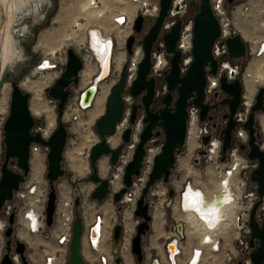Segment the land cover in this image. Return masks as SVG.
I'll list each match as a JSON object with an SVG mask.
<instances>
[{
    "label": "built area",
    "instance_id": "1",
    "mask_svg": "<svg viewBox=\"0 0 264 264\" xmlns=\"http://www.w3.org/2000/svg\"><path fill=\"white\" fill-rule=\"evenodd\" d=\"M91 1V4L96 6L98 4L97 1L99 0ZM116 1L121 2L122 5H110L113 10L110 12L111 17L109 19V25L114 29L122 32L127 31L128 33L122 38L114 37V35V38H112L110 35L108 37H102L100 32V41L96 44L91 41L90 32L92 30L89 29L87 31L86 36H84L85 43L79 48L83 50V58L87 59L85 67H87L88 62H90L94 72L89 76L88 85L81 86L79 78L78 86L72 87L71 98L73 101L70 103V107H68L67 103L63 118L68 109L70 111L77 108L79 111H82L90 106V104H82V98L87 87H94L95 89L96 86L97 88V85H99V83L110 74L113 75L115 79L117 77V81L119 80L122 68L120 67L119 71L116 73L112 69L114 58L113 53L117 47L116 44L118 43V40L119 42L121 41L122 47L125 48L126 51L127 38L130 35L136 36V33L133 30L135 19L141 15L144 18V21L150 19L152 24L159 14L160 0ZM188 1L189 0H170L167 14L161 23L157 38L152 45L149 76L154 78L158 77L164 80L165 74L169 68V58L171 56V54H168L165 50L164 35L170 31L171 27L177 21H180V32L178 39L176 40L175 49L179 50L181 53L180 71L184 72L186 67L192 61V20L190 19V15L187 14L188 10L191 8ZM193 1L198 3L200 0ZM112 2L114 3V0H112ZM209 3L212 13L218 21L220 32L212 46V55L217 62V69L215 74H211L208 72L210 67L208 65L206 66L205 94L213 95L224 93L220 89L219 84L220 78L223 76L227 82H231L235 79L240 81L242 88L241 102L233 116L236 126L232 134L231 147L223 153L221 151L222 136L215 133V131L213 132V130L208 128L206 123L199 120V109L196 106L190 104L187 108L188 128L190 119L194 116L196 121L194 123L196 132L199 133L197 136H210L208 143L205 146L202 145L201 142H199L198 145L200 149L206 151L204 157L208 161H212L211 165L205 168L206 174H209V178L212 177L211 180H213L211 183V189L209 191L203 189L205 191L206 199L212 202V214L209 212L208 220L198 222V225H193V223L187 221L185 218L187 214L186 208L183 204V195L185 194L187 185L183 190L184 182L178 181L179 184L176 185L175 182L177 181H173L172 189L174 194L172 197L168 196L167 188L163 189L161 191L163 197V200H161V206H163L164 203L165 206L171 208L173 204H176L178 210L175 212L179 216L177 217L175 215V223L170 226L164 237V246L162 245L164 249V258H153L151 264H161L162 261H165L166 264H186L188 257L191 254L192 256L188 264H210L209 261H214V264H252L250 261V254L256 249L249 246L251 238L249 219L253 204L258 199L257 184L251 180L252 172L257 167L258 163L256 159H249L247 153L240 149V145H247L248 142V131L244 128V123L247 120L250 108L254 103V96L257 91L256 87H260L261 85L264 86V81L262 79L264 77V0H234L231 3H228L226 0H209ZM73 26V28H76L75 25ZM237 33L240 34L245 41L246 53L240 58H232L228 55L226 39ZM142 38L143 35H139L138 39H135L131 47V54H127L126 52V55L124 53L122 64L123 66H126L125 90H128V93L131 83L137 75L138 65L144 55ZM101 45H106L104 55L109 58L107 73L103 78L99 79L104 65L102 61L97 58L95 47L99 51ZM46 61H49V59ZM65 61L66 57L64 56L59 67L56 63H49V69L58 67L60 74L63 70ZM43 62L44 60L38 64V68L45 69L42 68ZM157 64L160 65L159 68L157 67ZM259 71H263V77L260 76ZM80 76H82V74ZM248 84H252L253 86L249 89ZM163 89L166 90L165 83ZM97 93L98 90L95 92L94 96H96ZM132 99L133 96L130 93L127 94V96H125L124 93L122 94V101L124 104L122 118L120 122L115 125L114 134L106 138V142L111 149H114L118 145H121L122 147L115 165H110L106 157H104L107 161V166L111 169V171L108 170V175H110V177L108 179V193L106 197L111 200L115 193L123 187L122 183L125 167L132 159L136 145L139 142V135L144 127L143 115L137 116L133 123L129 121L133 106L131 105V111L128 109L126 110L125 103L130 102L131 104ZM80 115H82L80 112L79 115H73L69 121L78 124V120L81 117ZM5 118L6 117L0 112V165L3 161L4 154L2 125ZM256 119V143L259 149L264 150V111L259 112L256 115ZM141 124L142 126L140 128ZM127 128H130L129 141L123 142L121 136ZM136 128L137 130H135ZM73 129L76 130L77 127H74ZM33 132H39L43 139H48L52 133L48 128H44L40 125H35ZM85 137L87 138V136ZM111 137H115L117 140V143L114 145L109 143ZM86 140H89V143L84 150L80 151V155L84 152L85 159L89 160L90 148L100 139L96 131H91V137ZM153 140L154 139L151 141ZM66 143H69L68 135ZM161 143H158L157 145H151V143H148V146L145 148V155L142 159L140 174L133 180L131 187L122 194L120 200L121 203H128L131 206L135 204V200L140 194V191L148 178V174L151 171L154 156L160 152ZM48 150L47 146L41 145L40 143L32 142L30 144L28 176L25 177L23 182L19 183L18 189L13 191L12 199L6 201L0 209V237L7 227V220L10 214L14 215V224L19 225L23 228H21L23 232H27V234L32 236H40L44 233L45 229H49L51 242L41 245V264H62L64 259L66 260L68 244L72 237L75 197L72 195L71 182L60 179L61 176L54 183L56 200L53 222L51 226H46L45 205L48 194V181L45 178L44 170L41 171V166L46 161ZM63 158H66V150L63 151ZM32 165H34V167ZM8 167L13 171L21 172L15 163L9 164ZM225 177L229 178V181L227 182L229 192H225V194H229L231 198L229 201L231 207L228 209V214H226L227 210H221V207H217V205L214 204V202L222 198V193L224 191L219 185H224ZM114 180L118 181L117 186H114ZM187 183L189 184V182ZM80 190L83 191V188ZM202 199L203 195H201V200ZM197 201H199V198ZM200 203L201 201L199 202V205ZM263 218L264 195L262 196L261 203L255 213V219L259 225H261ZM137 222L138 221L136 220V224ZM196 226H199L198 230L196 229ZM106 230L107 225L103 213L95 211L89 217L88 222H84L82 243H85L90 250L97 252L98 264H115L114 254L116 252L112 250V245L110 247V253L103 250V238L105 237ZM19 231L20 230H18V232ZM187 235H190L193 238V248L191 247L189 256L184 255L181 258L183 250L181 240L182 238H186L187 240ZM107 238H109V236H107ZM254 243L257 247L258 240L255 239ZM171 244H174L176 247L174 252L169 249V245ZM2 253L0 254V257L2 256ZM11 259L13 264H21L18 255L14 252L11 253Z\"/></svg>",
    "mask_w": 264,
    "mask_h": 264
},
{
    "label": "water",
    "instance_id": "2",
    "mask_svg": "<svg viewBox=\"0 0 264 264\" xmlns=\"http://www.w3.org/2000/svg\"><path fill=\"white\" fill-rule=\"evenodd\" d=\"M234 0H227L231 3ZM190 7H197L193 18L192 26V61L186 67L184 72L180 71L181 53L175 49L176 40L180 32V21H177L168 33L164 35L165 50L171 54L169 58V68L164 77L167 93L162 99L163 107L160 110H151V99L155 94L156 79L150 74L151 50L154 41L157 38L161 23L167 14L170 0H160V10L154 22L148 27L142 38L143 58L138 65V71L135 79L129 88V93L134 98H140V105L134 104L132 107L129 121L133 123L138 115V110L144 113V127L139 135V142L136 145L132 159L127 163L123 174V187L115 193L113 199L115 202L121 200L133 180L139 176L142 159L145 155V148L148 143L157 145L159 141L154 137L163 135L160 152L154 156L153 165L148 178L141 189V194L136 201L134 215L141 219L135 227L136 231L131 238L130 251L137 262L144 259L142 248V236L150 229L152 216L147 212L149 203L145 201L150 193L151 187L158 180L165 183L170 181V174L177 159V152L181 150L186 143L188 128L189 104L199 108V120L203 122L206 119L207 112L211 108L205 94L206 85V66L210 69L209 73L215 74L217 62L212 55V46L218 37L220 29L218 21L212 13L209 0H200L199 3L189 0ZM144 18L139 15L133 24L135 33H141L144 26ZM134 42V35H130L126 40V52L131 54V47ZM226 47L229 57L239 58L246 53V44L240 34H235L226 39ZM83 62L73 48H67L66 61L60 75L53 83L46 88L50 99L56 102L57 126L52 131L48 139H43L39 132L34 133L33 128L36 125V119L29 108L30 94L23 91L20 85L12 80L10 82L11 93L8 108V114L3 122V143L4 154L0 165V209L6 201L12 199L14 190L18 189L19 183L23 182L29 172V148L32 142L40 143L48 147L46 155L45 178L49 184V191L45 205V224L51 226L55 210L56 193L54 183L64 174L62 167L63 151L66 145L67 127L63 122V114L67 100L72 94V87L79 84V73L82 70ZM126 66H123L120 72L119 80L114 83L106 97L104 113L97 118L95 130L99 135V141L94 143L89 152V163L92 172L89 180L94 184V189L90 193L93 200L102 201L107 197L108 179L102 177L99 170V162L106 157L110 165H115L118 155L121 152V145L111 149L106 142V138L114 134L115 125L120 122L123 113L122 94L125 90ZM220 89L226 94V97L220 100L219 104H226L228 113L222 118L227 119L223 129L222 152H225L231 146V130L236 122L233 115L241 102V84L238 79L227 82L225 77L220 78ZM94 87H87L82 98V104L89 105V102L95 94ZM90 97V101H88ZM264 86L257 88L254 96V103L250 108L244 128L248 131V147L240 145L241 150L247 151L249 159L257 160V167L253 170L251 180L257 184L258 200L253 204L250 211L249 227L251 230L249 246L253 247L254 240H258V246L250 254L252 264H264V218L261 225L255 219V213L261 203L264 195V150L259 149L256 143L255 114L264 111ZM217 104L212 105L215 108ZM210 118V117H209ZM159 128L160 130H157ZM130 128H127L122 134L123 142H128ZM210 136L203 135L200 138L202 145H206ZM154 139L153 141H151ZM199 155H205L206 151L200 149ZM15 163L21 172L11 170L8 165ZM174 191L169 189L168 196L172 197ZM76 208L72 222V237L68 244L67 260L68 264H86L82 254V235L84 231V222L78 208L81 207L78 197L74 199ZM8 226L3 232L6 248L0 257V264H13L11 259L10 244L12 242L14 215L10 214L7 220ZM180 228V227H179ZM123 226L117 223L111 231L112 250L117 252L122 239ZM11 238V239H9ZM16 240L14 253L18 255L21 264H29L25 253L26 243ZM115 264H121L120 254H115Z\"/></svg>",
    "mask_w": 264,
    "mask_h": 264
},
{
    "label": "rangeland",
    "instance_id": "3",
    "mask_svg": "<svg viewBox=\"0 0 264 264\" xmlns=\"http://www.w3.org/2000/svg\"><path fill=\"white\" fill-rule=\"evenodd\" d=\"M88 2L89 0H0V112L3 116L6 117L8 114L11 93L10 82L15 80L23 91L30 94L29 105L34 94L39 93L40 102L50 109V113H48L49 118H46L45 115L47 114L44 113L34 116L36 119V126L40 125L44 128L46 127L51 132L56 128V102L48 97L46 88H48L60 75L58 67L64 56L66 57L67 48H73L83 59L84 65L82 70L84 71H80L79 78L81 86H85L84 83H86V85L88 84L90 76H86L85 70L87 67L92 69V66L90 65L91 63L88 62V66L86 65L87 67H85L87 59L83 58V50L79 48L80 46L78 45V42L85 40L84 36H86L89 29L98 28L103 36H106L103 31H109L112 38L120 33L119 30L110 27L109 19L111 17L110 12L113 10L110 5L120 6L122 5L121 2L114 0L113 3L112 0H102V5L99 6L101 8L104 7L105 9L103 16L97 18L94 16L93 18L86 20L83 8L85 6L87 7ZM191 12L190 8L187 14L190 15ZM92 14L94 15L95 13ZM77 21H82L85 26L82 25L76 32V28H73V25ZM151 22L150 19L143 22V31L141 33H136L134 41L135 39H138L139 35H144L148 27L151 25ZM72 33L73 37L68 39ZM116 46L113 56L116 55L115 61L117 63L123 58V53L126 54V51L125 48L122 47L121 41L119 42L118 40ZM54 50L57 51L51 53ZM47 59H49V61H46ZM42 60L47 64L48 62L56 63L58 67L54 69L45 68L44 66L46 64L43 62L42 68L45 69H40L38 68V64L42 62ZM122 66L123 64H121V68ZM112 69L116 73L119 67L114 64ZM93 71L94 69L91 70V73H93ZM259 73L263 74V71H259ZM81 74L82 76H80ZM155 78L158 79V77ZM115 82H117V77L115 79V77L110 74L99 83V94L96 98L100 97V106H102L98 107V111H96L97 109L93 111V104L82 111H79L77 108L75 110L73 109L69 111L68 109V111H66L70 114V117L65 121H69L75 114L79 115V112L80 114L82 113V115H80L81 117L78 120V124L71 121H63L66 127L68 126L69 143H66L65 145L64 150H66V158H63L62 162L64 175L60 179L71 182L72 195L78 197L81 204V207H79L78 210L82 215L83 222H88L89 217L95 211L103 213L107 225L105 237L103 238L104 251L110 253V247L112 245L111 231L114 224L122 223L124 229L122 233L123 239L116 252L118 255L120 253L122 256V264L123 261L124 264H148L153 258H161V256L156 255L153 251V243H148V240L150 239L149 231L142 236V248L143 254H145L144 259L141 262H137L130 251L131 238L136 231V220L140 221V219L134 215L136 202L131 206L128 203H121L120 201L115 202L114 199L111 200L109 198H105L102 201L91 199L90 193L94 189V184L89 180V175L92 172V169L89 160L85 159L84 152L80 155V151L84 150L89 143V140L86 139L91 137V131H96L95 122L97 118L104 113L106 97L109 94L110 86H112L111 84H114ZM161 86L163 85H160L158 89L159 92H161ZM258 87L259 86L256 87V90ZM127 94H129L128 90H125L124 95L127 96ZM71 97L72 95L70 96V99L67 100L68 107H70L69 105L73 101ZM134 99L135 98L133 97L131 104L130 102L125 103L126 110L128 109L131 111V105L135 104ZM71 111H73V114H71ZM141 126L142 124L140 125V128ZM74 127H77V129H73ZM157 130L160 129L157 128ZM193 135L195 136V130L193 131ZM85 136H87V138ZM154 139L161 143L163 142V135L154 137ZM192 139H194L193 147H191L189 143ZM198 144L196 138L191 137V139H187L186 137L185 146L177 153V159L170 175V181L168 183L156 181L151 187L150 193L146 196V201L151 203L150 212L152 216L161 215L160 217H162L165 222L167 230L173 223H175V215L177 217L179 215L174 212L177 211L175 207H171L172 210L169 206H165L164 203L163 206H161V200H163V197L161 194L158 195V192H161L165 188H173V181H177V183L178 181H189L193 186L191 187L195 190L204 189L205 191H209L211 189V183L213 182V180H211L212 177L209 178V174H206L205 172V168L211 165V163L205 157L197 154V151L200 149ZM243 151L247 153L246 149ZM78 158L81 161H79ZM195 158L197 161H195ZM102 161L106 164V172L102 174V177L109 179L110 175H108V170L111 171V169L107 166L105 158ZM79 162H83L82 164H84V166H82V171L78 173L75 170L78 168ZM32 166L34 167V165ZM42 170H44V172L46 170V161L41 166V171ZM82 188L83 191L80 190ZM138 197L135 201H137ZM128 216L130 222L127 223ZM153 220L152 217V221ZM156 220H158V218ZM125 221L129 227L126 226ZM17 226L19 225L14 224L12 226L13 239H19L17 236L18 230H20L18 235L20 232H23V228ZM106 235L109 236V238H107ZM5 239L6 238L2 234L0 237V254L3 251ZM19 240L25 242L27 245L26 256L28 263L41 264V245L51 242L49 229H45L44 233L40 236H32L26 232L25 237L20 238ZM164 242L165 238L161 237V246ZM181 243V246L183 247L181 254L182 258L184 255H189L191 247L193 246V238L190 235H187V240L186 238H182ZM82 254L86 264H98L97 252L90 250L85 243L82 245ZM209 262L210 264H214V261ZM62 264H68L67 256Z\"/></svg>",
    "mask_w": 264,
    "mask_h": 264
},
{
    "label": "bare ground",
    "instance_id": "4",
    "mask_svg": "<svg viewBox=\"0 0 264 264\" xmlns=\"http://www.w3.org/2000/svg\"><path fill=\"white\" fill-rule=\"evenodd\" d=\"M101 1L102 0H99V1H97V5L96 6H94L93 4H91L92 3V1L91 0H89V2H88V4H87V7L85 6L84 8H83V10H84V14H85V19L86 20H88V19H90V18H93L94 16L97 18V17H102L103 16V13L105 12V9H104V7L103 8H101L99 5H102V3H101ZM95 4V3H94ZM90 7V8H89ZM93 7H96V8H93ZM97 7H99V8H97ZM91 12V13H90ZM92 13H95L94 15L92 14ZM82 23V21L80 22V21H77L75 24V26L77 27L75 30H76V32H77V30H79L80 28H81V26L83 25V23ZM87 23V22H86ZM79 24H81V25H79ZM85 24V23H84ZM79 25V26H78ZM83 26H85V25H83ZM92 31L90 32V37H91V41L92 42H94V43H96V44H98L99 43V41H100V37H99V35H100V31H98V30H96V29H91ZM104 33H106V36H104V37H108L109 35L111 36V34L109 33V31H103ZM121 32L122 31H120V33L116 36V37H118V38H122L124 35H126L128 32L127 31H123L122 32V34H121ZM101 36H102V34H101ZM73 37V33L70 35V37H68V39H71ZM103 37V36H102ZM83 41H85V40H83ZM83 41H79L78 42V45L81 47L82 45H83V43H85V42H83ZM82 42V43H81ZM95 47V46H94ZM105 50H106V45H101V47H100V49H99V51L97 50V48L95 47V54L97 55V58L99 59V60H101L102 61V63H103V70H102V72H101V74H100V78L99 79H101V78H103L105 75H106V73H107V64H108V58L109 57H106V55H104V52H105ZM54 52H56V51H53L52 53H54ZM115 58H116V55L114 56V58H113V63H115L116 64V61H115ZM123 60H124V53H123ZM123 60H122V62L120 63V64H122L123 63ZM161 61V60H160ZM159 64H157V67L159 68ZM45 68H49V62H48V64H46L45 66H44ZM120 67H121V65H120ZM119 67V68H120ZM88 68V67H87ZM89 69V68H88ZM92 69H93V67H92ZM92 69H89V70H92ZM119 71V69L117 70V72ZM94 72V71H93ZM115 72V71H114ZM260 74V76L261 77H263V74H261V73H259ZM260 79V78H259ZM263 79V81H264V77L262 78ZM113 82V81H112ZM253 85L252 84H248V87H249V89L252 87ZM33 88V87H32ZM35 89V88H34ZM35 92V91H34ZM90 97L91 96H89V99H88V101L87 102H89L90 101ZM94 97V96H93ZM95 98V97H94ZM93 100V98L91 99V101ZM91 101L89 102V104H91ZM101 102V100L99 101H97V103H96V111H98L99 110V108L98 107H101L100 106V103ZM41 102H40V96H39V93H35L34 94V96L32 97V99H31V101H30V105H29V108H31V110L30 111H32L31 113H33L34 115H39L40 113H42V112H45V113H48L49 112V110L46 108V106L45 105H42V104H40ZM95 111V112H96ZM98 113V112H97ZM32 114V115H33ZM96 114V113H95ZM194 116H193V118H191V122L193 123L194 122ZM193 131H194V128H191L190 129V134H189V138L188 139H191V137H194L195 138V136L193 135ZM194 139H192V140H190V142H189V140H188V142L190 143V146L191 147H193L194 146V141H193ZM225 180H224V185H219L220 186V188H223V193H222V198L221 199H219V200H217L216 201V205H217V207H221V210H227V212H226V214H228V209L231 207V204H230V200H231V198H230V195L229 194H225V192H229V189H228V186H227V182L229 181V178H227V177H225L224 178ZM118 181L117 180H114L113 181V183H114V186H115V183H117ZM194 192H196V190L195 189H193V188H191L190 186L185 190V194L183 195V204H184V207L186 208V214H187V216H185L186 218H187V221H189V222H191V223H193V225L195 224V225H198V222H203V221H206V220H208L209 219V217H208V213L210 212L211 214H212V210H211V203L212 202H210V203H207L205 200H202V202L200 203V205L198 204H196L195 202H197V201H195L196 200V197L198 196V194H196V193H194ZM204 198V197H203ZM226 199V200H225ZM182 200V199H181ZM222 201V202H221ZM199 203V202H198ZM234 204V203H233ZM178 209V208H177ZM175 212V211H174ZM173 212V213H174ZM159 217L160 216H157V217H154V221L158 218V220H159ZM198 218V220L196 219V218ZM193 220H192V219ZM127 223L128 222H130V220H129V216L127 217ZM158 222V221H157ZM127 223H126V221H125V224H126V226H127ZM124 224V225H125ZM127 227H129V226H127ZM196 229L198 230L199 229V226H196ZM23 236V235H22ZM22 236H20V237H22ZM169 249H170V251H172V252H174L175 251V249H176V247H175V245L174 244H172V245H169ZM190 254V253H189ZM186 256H189V255H186ZM191 256H192V254L188 257V261L186 262V264H188V262H189V260H190V258H191Z\"/></svg>",
    "mask_w": 264,
    "mask_h": 264
},
{
    "label": "flooded vegetation",
    "instance_id": "5",
    "mask_svg": "<svg viewBox=\"0 0 264 264\" xmlns=\"http://www.w3.org/2000/svg\"><path fill=\"white\" fill-rule=\"evenodd\" d=\"M227 1V0H226ZM200 2V1H199ZM198 2V3H199ZM191 13H190V19L192 20V26H193V18H194V15H195V13H196V11H197V7H191ZM217 20V19H216ZM82 24V23H81ZM74 25H76V24H74ZM80 25V24H79ZM77 28V27H76ZM96 30H98V31H100L98 28L96 29ZM105 35H106V33H104ZM103 36V35H102ZM192 36H193V34H192ZM104 37V36H103ZM54 51H57V50H54ZM53 52V51H52ZM51 52V53H52ZM121 57V56H120ZM240 58V57H239ZM122 60H123V58L122 59H120L116 64L115 63H113L112 62V66L115 64L116 66L118 65V67H120V63L122 62ZM84 71V70H83ZM82 71V72H83ZM168 71V70H167ZM85 74H86V76H89V75H91V70H89L88 68H86V70H85ZM156 79V81H155V94L153 95V98L151 99V103H150V105H151V110L152 111H157V110H160V109H162V107H163V104H162V99H163V97H164V95L167 93V91L166 90H164L163 89V86H161V92H159V87H160V85H164V80L163 79H161V78H155ZM112 82V81H111ZM162 82V83H161ZM88 83H89V80H88ZM85 85H86V83H84ZM220 84V83H219ZM88 85V84H87ZM111 85H113V84H111ZM111 87V86H110ZM95 89H96V91L98 90V85H97V88H96V86H95ZM100 89H101V87H100ZM99 94V92L97 93V95ZM95 95V94H94ZM97 95L96 96H94L93 97V100H92V102H91V104H90V106L93 104V111L96 109V103H97V101L98 100H100V97H98V98H96L97 97ZM209 96V99L207 100L208 101V103H209V105H210V109H209V111L207 112V115H206V119L203 121L204 123H206L207 124V126H208V128L209 129H211V130H213V131H215V133H217V134H220L221 136H222V142H223V136H224V133H223V129L225 128V125H226V121H227V119H223L222 118V116L225 114V113H228V107H227V105L226 104H219V102H220V100H222L223 98H225L226 96H225V94L224 93H220V94H213V95H208ZM134 103L136 104V105H140V103H141V100H140V98H138V99H134ZM40 104H42V105H45V104H43V103H40ZM191 104V103H190ZM190 104H189V106H190ZM215 104H217L216 105V107L215 108H212V105H215ZM46 106V105H45ZM89 106V107H90ZM102 106V105H101ZM133 106V105H132ZM188 106V107H189ZM239 106H240V104H239ZM239 106H238V108H239ZM89 107H87V108H89ZM47 108V107H46ZM237 108V109H238ZM48 109V108H47ZM199 109V108H198ZM236 109V110H237ZM30 110H31V108H30ZM49 110V112L48 113H50V109H48ZM143 111V110H142ZM141 111V108H140V110H138V115H144V113ZM32 112V111H31ZM72 113L71 114H73V111H71ZM236 112V111H235ZM42 113H44V114H47V115H45L46 116V118H49V114L48 113H45V112H42ZM259 112H257L256 114H255V124H254V126H255V128L257 127V119H256V115L258 114ZM33 114V113H32ZM41 114V113H40ZM39 114V115H40ZM235 114V113H234ZM34 115V114H33ZM34 116H38V115H34ZM198 116H199V114H198ZM234 116V115H233ZM70 117V114H68L67 112L65 113V116H64V118H63V121H65V120H68V118ZM144 117V116H143ZM210 117V118H209ZM196 121L194 120V122L192 123L191 122V119H190V124H189V128H188V133H187V139L189 138V134H190V129L191 128H194V130H195V138H196V140L198 141V143L200 142V137L201 136H197L199 133L198 132H196V128H195V123ZM144 124V123H143ZM236 126V125H235ZM234 129H235V127L231 130V140H232V134H233V131H234ZM135 130H137V128L135 129ZM109 143L111 144V145H114L115 143H117V140L115 139V137H111L110 139H109ZM208 143V142H207ZM231 143V142H230ZM199 146V145H198ZM247 147H248V145H246ZM231 147V146H230ZM229 147V148H230ZM227 150V149H226ZM180 150H178V152H179ZM221 151H222V147H221ZM224 153V152H223ZM198 154V153H197ZM199 155V154H198ZM202 157H204V155H201ZM75 159H76V157H75ZM78 160L79 161H81L79 158H78ZM195 161H197V159L195 158ZM210 163L212 162V161H209ZM83 162H79L78 164H79V166H78V168H76V172H81L82 171V166H84V164H82ZM175 166V165H174ZM84 168V167H83ZM174 168V167H173ZM172 168V169H173ZM99 170H100V173H101V175L104 173V172H106V164L101 160L100 162H99ZM172 172V171H171ZM64 175V174H63ZM171 175V174H170ZM158 181H162V180H158ZM163 182V181H162ZM184 183H183V190H184V187L187 185V188L190 186H192V184H191V182H189V181H183ZM187 182H189V184L187 183ZM163 183H165V182H163ZM175 184L176 185H178L179 184V182L177 183V182H175ZM118 185V182L117 183H115V186H117ZM193 187V186H192ZM191 187V188H192ZM186 188V189H187ZM55 189V188H54ZM170 189V188H169ZM169 189H168V192H169ZM48 191H49V184H48ZM194 193H196V194H198V196L196 197V200L195 201H197L198 200V198H199V201H197V202H195L197 205L199 204L198 202H202V200H205L207 203H210V201H208L207 199H206V197H205V192L202 190V189H196V192H194ZM158 194H161V192H158ZM201 195H203V199L201 200ZM155 198V197H154ZM259 198V197H258ZM226 200V199H225ZM258 200V199H257ZM256 200V201H257ZM145 201H146V199H145ZM255 201V202H256ZM146 202H148V201H146ZM222 202V201H221ZM149 203V205H148V209H147V212L152 216V214H151V212H150V206H151V203L150 202H148ZM203 203V202H202ZM212 204V203H211ZM214 204H216V202H214ZM172 208L173 207H175L176 208V210H178L177 209V205L176 204H173L172 206H171ZM153 217V219H154V216H152ZM184 218V217H183ZM186 218V217H185ZM142 219V218H141ZM140 219V220H141ZM186 220H187V218H186ZM197 220H198V218H197ZM151 221H152V219H151ZM151 221H150V226H151ZM138 223V222H137ZM117 224V223H116ZM122 224V223H121ZM14 225V224H13ZM115 225V224H114ZM137 225V224H136ZM7 226H8V223H7ZM122 226H123V224H122ZM6 229V228H5ZM149 231H150V229H149ZM19 233V232H18ZM18 233H17V236H18V238L20 239V238H24L25 237V233L24 232H20V234L18 235ZM23 235V236H22ZM20 236H22V237H20ZM9 239H11V238H9ZM251 239V238H250ZM12 240V242H11V244H10V250L12 251V252H14V250H15V247H16V240L15 239H11ZM122 240V239H121ZM121 242V241H120ZM148 243H150V241H148ZM151 244V243H150ZM82 245H83V243H82ZM172 245V244H171ZM253 247L254 248H256V244L254 243V245H253ZM5 248H6V244L4 243V245H3V251H5ZM26 248H27V245H26ZM26 248H25V250H26ZM119 249V248H118ZM25 253H26V251H25ZM115 254H117V253H115ZM115 254H114V257H115ZM120 254V253H119ZM144 256H145V254H144ZM120 257H122L121 255H120ZM115 259V258H114ZM110 260V259H109ZM152 260V259H151ZM122 262V261H121ZM123 264H124V261H123ZM149 264H151V261H150V263Z\"/></svg>",
    "mask_w": 264,
    "mask_h": 264
},
{
    "label": "crops",
    "instance_id": "6",
    "mask_svg": "<svg viewBox=\"0 0 264 264\" xmlns=\"http://www.w3.org/2000/svg\"><path fill=\"white\" fill-rule=\"evenodd\" d=\"M158 216H161V215H158ZM154 217H157V215ZM167 231L168 230H167L166 224L163 221L162 217H159V220L151 221V227L149 231L150 239L148 241H150V243H153L152 246H153V251L155 252V254L161 256L162 258H164V255H163L164 249L160 244V239L161 237L162 238L165 237V235L167 234ZM161 264H166V263L165 261H162Z\"/></svg>",
    "mask_w": 264,
    "mask_h": 264
}]
</instances>
